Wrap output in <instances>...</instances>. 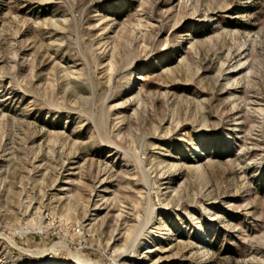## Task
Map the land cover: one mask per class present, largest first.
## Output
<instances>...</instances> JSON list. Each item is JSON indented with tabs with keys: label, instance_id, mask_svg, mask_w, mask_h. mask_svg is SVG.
I'll use <instances>...</instances> for the list:
<instances>
[{
	"label": "rangeland",
	"instance_id": "rangeland-1",
	"mask_svg": "<svg viewBox=\"0 0 264 264\" xmlns=\"http://www.w3.org/2000/svg\"><path fill=\"white\" fill-rule=\"evenodd\" d=\"M0 264H264V0H0Z\"/></svg>",
	"mask_w": 264,
	"mask_h": 264
},
{
	"label": "bare ground",
	"instance_id": "bare-ground-1",
	"mask_svg": "<svg viewBox=\"0 0 264 264\" xmlns=\"http://www.w3.org/2000/svg\"><path fill=\"white\" fill-rule=\"evenodd\" d=\"M86 263V262H85Z\"/></svg>",
	"mask_w": 264,
	"mask_h": 264
}]
</instances>
